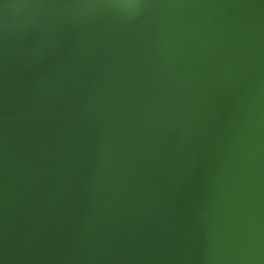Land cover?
<instances>
[{"label":"water","instance_id":"1","mask_svg":"<svg viewBox=\"0 0 264 264\" xmlns=\"http://www.w3.org/2000/svg\"><path fill=\"white\" fill-rule=\"evenodd\" d=\"M0 264H264V0H0Z\"/></svg>","mask_w":264,"mask_h":264}]
</instances>
